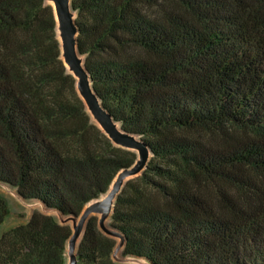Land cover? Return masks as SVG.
<instances>
[{"label": "trees", "instance_id": "16d2710c", "mask_svg": "<svg viewBox=\"0 0 264 264\" xmlns=\"http://www.w3.org/2000/svg\"><path fill=\"white\" fill-rule=\"evenodd\" d=\"M77 49L120 129L151 152L109 225L151 264H264V0H72ZM92 123L45 0H0V184L78 216L130 167ZM10 215L0 194V228ZM69 225L33 211L0 264H66ZM91 217L77 264H116Z\"/></svg>", "mask_w": 264, "mask_h": 264}, {"label": "water", "instance_id": "95a60500", "mask_svg": "<svg viewBox=\"0 0 264 264\" xmlns=\"http://www.w3.org/2000/svg\"><path fill=\"white\" fill-rule=\"evenodd\" d=\"M45 1L53 10L57 39L60 45V58L67 72L75 79L76 92L82 100L91 121L114 146L134 152L136 159L130 167L121 169L107 192L86 204L78 216L63 217L57 211L47 209L37 201H34L32 206L38 207L42 214L54 216L60 224L70 226L71 234L65 246L66 264H77L78 245L83 237L88 220L93 216L97 217L99 231L103 235L116 240L111 254L113 262L116 264H151L146 260L121 255L125 238L109 225L115 201L125 183L140 176L146 169L152 157L149 147L136 135L123 132L94 93L84 66V57L79 54L77 49L78 30L75 23L76 13L71 7L72 0Z\"/></svg>", "mask_w": 264, "mask_h": 264}, {"label": "rangeland", "instance_id": "374dc122", "mask_svg": "<svg viewBox=\"0 0 264 264\" xmlns=\"http://www.w3.org/2000/svg\"><path fill=\"white\" fill-rule=\"evenodd\" d=\"M0 194L7 199L10 209V215L1 225V232H6L19 224L26 223L33 211H39L38 207L32 206L34 201L20 199V197L16 194L15 189H12L11 187L0 184Z\"/></svg>", "mask_w": 264, "mask_h": 264}]
</instances>
